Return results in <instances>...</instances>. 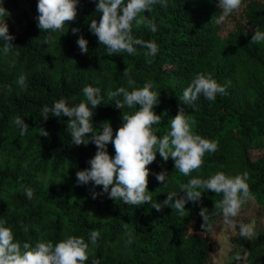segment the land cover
Returning a JSON list of instances; mask_svg holds the SVG:
<instances>
[{
  "label": "trees",
  "instance_id": "1",
  "mask_svg": "<svg viewBox=\"0 0 264 264\" xmlns=\"http://www.w3.org/2000/svg\"><path fill=\"white\" fill-rule=\"evenodd\" d=\"M37 2L2 0L10 15L0 17L16 47L7 55L0 51V220L7 221L15 239L34 245L74 235L88 242L90 231L99 230L98 246L89 244L85 264L93 259L100 264H215L223 217L213 216L214 231L203 233L198 213L201 207L219 213L214 205L222 194L200 189V203L186 204L183 216L170 205L158 212L151 204L126 205L107 194L92 199L91 192H102V186L93 188L92 182L78 186L76 172L90 168L96 146L72 144L67 117L50 113L44 121L41 116L44 105L51 107L61 98L77 105L86 102L85 86L98 87L104 99L93 110L92 134H99L102 124L109 122L115 135L123 115L133 114L139 106L118 110L108 93L120 87L132 91L151 81L152 90L160 92L153 111L162 121L152 128L163 137L191 80L197 73H211L220 85H227V94L217 95L215 101L201 96L193 107L181 106L196 121L193 132L218 141V151L206 153L202 167L188 177L174 168L171 158L165 162L157 153L147 166L150 173L166 170L169 175L163 185L150 174L147 190L152 203L163 204L169 192L179 194L180 185L192 177L208 179L217 172L234 177L247 171L253 199L241 206L235 219L252 224L256 236L240 237L237 225L229 238L233 258L227 264H264V42L251 44L255 29L264 32V0H243L222 23H217L222 12L218 0L157 4L142 15L154 18L158 31L133 28L134 36L159 46L158 54L147 58L140 48L137 55H107L89 30L91 20L99 22L101 15L92 0H79L75 21L57 32L37 28ZM72 28L79 33L72 34ZM81 35L88 41L87 54H81L76 43ZM46 37H51L48 43ZM125 70L136 82L133 87ZM21 74L27 77L26 87L17 84ZM17 115L29 126L23 136L14 124ZM39 128L49 135L40 136ZM107 152L114 157L111 143ZM24 186L34 189L32 200L25 197Z\"/></svg>",
  "mask_w": 264,
  "mask_h": 264
},
{
  "label": "clouds",
  "instance_id": "2",
  "mask_svg": "<svg viewBox=\"0 0 264 264\" xmlns=\"http://www.w3.org/2000/svg\"><path fill=\"white\" fill-rule=\"evenodd\" d=\"M92 2L101 15L99 22L91 20L89 30L98 38V43L105 46L108 56L119 53L137 55L138 48L145 49L143 55L146 58L158 54V44L152 40L137 38L133 35V28L146 26L152 33H156L158 28L155 19L142 13L152 12L153 6L157 4L167 7V0H98V3L92 0ZM78 3L79 0H38V15L35 17L37 28L40 31L51 32L63 30L67 22L75 21ZM242 3L243 0H218L222 12L217 23L224 22L233 12L238 11ZM9 15L0 0V17ZM79 31L78 28L71 29L74 35ZM14 39L15 37L8 33L5 20L0 21V41L3 45L0 51L3 54L7 55L16 48L12 43ZM50 40L51 37H46L45 43ZM261 42H264V32L255 29L251 44ZM76 43L81 54H87L88 41L82 35ZM15 54L19 55L18 52ZM124 75L128 76V85L133 87L136 82L130 73L125 70ZM26 81L27 77L21 74L17 84L26 87ZM152 88L153 83L149 81L141 88L133 87L132 91L120 87L108 93V98L114 101L118 110L125 106L130 109L139 106L133 114L123 115L122 126L116 130L115 135L109 122L102 124V131L99 134H92L93 110L99 107L104 99L98 87L89 85L82 89L86 102L70 106L65 98H61L51 107L48 105L42 107L41 116L44 121L49 118L50 113L57 118L62 115L68 118L67 130L70 132L72 144L80 146L91 142L96 146L94 157L88 161L90 168L76 172L77 185H88L92 182L93 188L102 186V192H91L92 199L107 194L109 199L121 200L126 205L151 204L158 212L162 207L170 205V208L175 209L181 216L186 211V204L200 203L202 197L200 189L222 194V199L214 205L215 209L220 210L219 213L215 211L209 213L207 208H200L198 214L203 220L201 224L203 233L213 232L212 217L222 214L224 225L229 228H236L238 225L240 237H252L255 234L253 225L235 219L240 214L241 206L253 199L247 183L249 179L247 171L234 177L224 172H217L208 179L192 177L187 183L180 185V193L183 195L169 192L163 204L152 203L151 193L147 190L149 175H154L157 182L163 185L166 184L169 175L166 170L150 173L147 166L155 161L157 153L165 162L171 158L174 161V168L188 177L202 167L206 153L214 154L219 148L218 141L193 132L196 121L186 114L185 107L181 105L193 107L194 102L201 96L207 101H215L217 95L227 94V85H220L211 73H197L183 91L177 114L171 118L170 130L163 137H158L152 128L153 125L162 122L161 116L153 111L154 106L159 103L160 92L153 91ZM14 124L21 136L29 130V126L19 115L14 117ZM38 131L40 136L49 135L43 128H39ZM109 143L114 148V157H110L107 152ZM24 194L28 200H32L34 189L24 186ZM6 225V220H0V264H85L89 259V244L98 246L97 242L101 235L99 230H91L88 242L83 237L70 235L55 243L51 240H39L33 245L16 240L13 229ZM124 226L127 228V224ZM127 243H132L130 236ZM91 264H100V260L93 259Z\"/></svg>",
  "mask_w": 264,
  "mask_h": 264
},
{
  "label": "rangeland",
  "instance_id": "3",
  "mask_svg": "<svg viewBox=\"0 0 264 264\" xmlns=\"http://www.w3.org/2000/svg\"><path fill=\"white\" fill-rule=\"evenodd\" d=\"M235 230L236 228H229L225 225L223 230L218 235L216 242L217 258L215 264H227L232 260L233 255L230 251L229 238ZM255 236L256 235L254 234L252 237H250V239H254Z\"/></svg>",
  "mask_w": 264,
  "mask_h": 264
}]
</instances>
